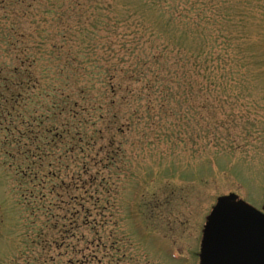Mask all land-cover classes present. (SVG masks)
Segmentation results:
<instances>
[{
    "label": "rangeland",
    "instance_id": "1",
    "mask_svg": "<svg viewBox=\"0 0 264 264\" xmlns=\"http://www.w3.org/2000/svg\"><path fill=\"white\" fill-rule=\"evenodd\" d=\"M225 196L264 207V0H0V264H200Z\"/></svg>",
    "mask_w": 264,
    "mask_h": 264
},
{
    "label": "water",
    "instance_id": "2",
    "mask_svg": "<svg viewBox=\"0 0 264 264\" xmlns=\"http://www.w3.org/2000/svg\"><path fill=\"white\" fill-rule=\"evenodd\" d=\"M216 205L205 226L201 264H264V212L226 196Z\"/></svg>",
    "mask_w": 264,
    "mask_h": 264
},
{
    "label": "trees",
    "instance_id": "3",
    "mask_svg": "<svg viewBox=\"0 0 264 264\" xmlns=\"http://www.w3.org/2000/svg\"><path fill=\"white\" fill-rule=\"evenodd\" d=\"M34 58L35 57L31 56V62H29V64H31V69H32V65H35L33 63ZM47 85L48 84H45L41 80V78H39L35 74H32V72H31V90H37L39 94H41L42 91L45 92V95H47V96H45V98L46 97L48 98L49 96H55V94L52 93V89L58 90V88H60V86H58V83H56V84L52 83V85L50 86L51 89H49V90L45 87ZM62 93H63V91L60 88V94H62ZM64 99H68V96L64 95L60 102H58L54 99H51L52 102L50 104H48V105L47 104L46 105L41 104L40 106H38V108H40V109H37V110L31 109V179L33 178V180L38 179V172H37L38 169L42 170V167H41V165L43 164L42 158L45 155L44 145L46 144V142H44L43 140L48 138V135L50 133H52L53 135H60V133H61V130L58 129L57 125L46 124V121L50 118L49 117L50 112L48 111V109H49L48 107L49 106L53 107L54 104H56V105L58 104V105H60V108H61L60 111L62 110L61 112H63V110H65V109L69 110L70 105L76 104L75 101L68 100V104L62 105L64 103ZM68 112H70V111H67V113ZM5 116H8V115L5 114ZM71 117H73V116H71ZM4 128H6V127H4ZM79 138H80V136H79ZM48 172L49 171L46 169V170H44V173L42 175H46ZM32 191L33 190L31 189V199H34L35 195L32 193Z\"/></svg>",
    "mask_w": 264,
    "mask_h": 264
}]
</instances>
